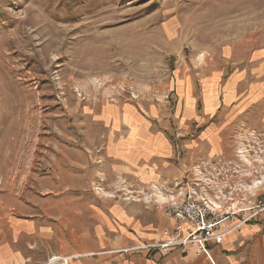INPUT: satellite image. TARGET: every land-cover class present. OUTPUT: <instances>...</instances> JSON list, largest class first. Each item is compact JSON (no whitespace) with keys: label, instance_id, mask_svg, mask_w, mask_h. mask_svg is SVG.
<instances>
[{"label":"rangeland","instance_id":"obj_1","mask_svg":"<svg viewBox=\"0 0 264 264\" xmlns=\"http://www.w3.org/2000/svg\"><path fill=\"white\" fill-rule=\"evenodd\" d=\"M261 57L264 0H0V245L14 242L24 264L147 262L112 252L149 243L159 197L173 194L261 222L259 116L219 141L180 124L189 107L205 111V80L221 76V102L228 80ZM127 109L165 133L171 155L142 163L161 171L160 184L138 185L109 152ZM216 147L230 156H211ZM228 176L249 186L222 184Z\"/></svg>","mask_w":264,"mask_h":264},{"label":"crops","instance_id":"obj_2","mask_svg":"<svg viewBox=\"0 0 264 264\" xmlns=\"http://www.w3.org/2000/svg\"><path fill=\"white\" fill-rule=\"evenodd\" d=\"M261 59L264 60V57H261ZM257 62L258 60L254 57L250 63L256 64ZM258 68L235 73L228 80L229 83L226 88L222 87L224 89L223 92H225L221 101L223 103L219 101V92L215 90V84L219 82L213 81H219L221 76L205 80V87L201 94L204 101L202 109L205 111L197 113L194 111L193 106L189 107L190 112L184 115L186 118L180 117L182 132H187L189 125H192L196 126V128L199 127L198 132L201 133V139L203 140H206V138L210 141L223 140V134L229 130V127H234L239 121L247 123L248 121L243 120V117L248 118L250 114L255 113L264 125V63L260 62ZM217 114L221 117L220 120H217ZM116 121L126 126V129L122 130L123 133L120 134V138L111 145L112 148L109 151L111 155H114L117 159H122L125 167L129 168L128 171L135 176L137 175L135 182L138 185H141L140 181L145 178H148L153 185L160 184L157 173L161 171L153 169L150 165L144 167L142 163L157 162L155 158L158 155L163 157L171 155L170 149L168 150L165 133H153L151 128H146L150 122H147L144 117L137 113L133 114L129 109L125 111V115L122 118L118 116ZM201 125H204V127L200 129ZM177 136L181 137L183 134L179 133ZM223 154V150L216 147L212 151L211 156L223 157ZM229 156L230 154H227L226 151L224 157L227 158ZM222 181V184L230 188L249 186L248 180H233L230 176ZM173 195H162L159 197V201L167 206L180 198H176ZM245 197L246 200L249 199V196ZM125 219L122 218V221H131V218ZM262 220L261 222L251 221L232 231L221 244H211L209 246V256L200 255L197 248H188L185 251L174 250L169 255L138 251L145 253L146 257L149 258V261L141 262L140 264H264V218ZM32 225L28 224V226ZM171 227L172 223L163 213L153 225L154 232L143 236L148 238L149 243L140 246H148L161 241L163 231ZM138 228L143 233V228L141 226ZM127 251L129 249L115 250L112 253ZM25 261H28V259L15 248L14 242L12 245L9 242L0 245V264H24Z\"/></svg>","mask_w":264,"mask_h":264},{"label":"built area","instance_id":"obj_3","mask_svg":"<svg viewBox=\"0 0 264 264\" xmlns=\"http://www.w3.org/2000/svg\"><path fill=\"white\" fill-rule=\"evenodd\" d=\"M164 215L172 223V227L163 231L162 240L129 251L169 255L174 250L197 248L200 255L209 256L211 244L223 243L228 234L250 223L256 216L252 214L240 219L235 214L223 213L194 194L168 204L164 209Z\"/></svg>","mask_w":264,"mask_h":264},{"label":"bare ground","instance_id":"obj_4","mask_svg":"<svg viewBox=\"0 0 264 264\" xmlns=\"http://www.w3.org/2000/svg\"><path fill=\"white\" fill-rule=\"evenodd\" d=\"M98 84V83H97ZM211 205H213L215 208H217V209H222V206L220 205V204H218V203H212ZM54 260H56V261H54V262H58V261H64V260H67V258H64V257H60V258H56V259H54ZM53 262V263H54Z\"/></svg>","mask_w":264,"mask_h":264}]
</instances>
